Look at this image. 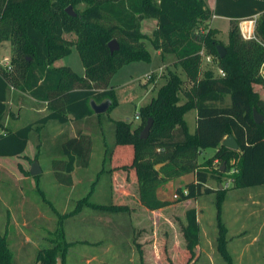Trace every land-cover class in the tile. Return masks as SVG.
<instances>
[{"label":"trees","instance_id":"16d2710c","mask_svg":"<svg viewBox=\"0 0 264 264\" xmlns=\"http://www.w3.org/2000/svg\"><path fill=\"white\" fill-rule=\"evenodd\" d=\"M79 4L84 8L78 13L74 8ZM67 7L73 9L74 16L65 12ZM214 17L229 20L225 45L217 38V30L210 28ZM146 20L156 21L149 35L141 27ZM247 20L255 21L250 40H244L239 29L240 22ZM112 40L118 50L110 53L108 43ZM4 42L10 44L11 53L9 64L0 65V157L21 156L30 135L40 133L50 121L65 125L69 120L93 116L91 101L109 100L108 115L117 105L110 86L112 77L128 64L149 63L147 44L159 52L162 61L172 57L173 66L182 70L185 79L168 69L166 82L156 96L137 110L138 126L131 129L127 122H112L113 146L105 145L101 172L110 164L114 147L131 146L130 165L118 169L134 171L138 199L149 211L168 205L156 196L161 185L194 174V181L185 185L187 194L183 196L180 189L177 192L183 200L216 194V241L219 253L231 264L226 250L227 228L221 220L224 196L229 189L264 186V99L254 89L256 85L264 89V0H214L212 9L205 0H0V48ZM219 45L225 50L223 58L217 54ZM73 47L83 76L67 66L54 67ZM201 52L211 58L210 68L204 71ZM10 90L45 103L48 114L18 130L7 128L4 119ZM190 110H196L193 134L184 118ZM253 110L263 117L262 123L253 121ZM150 119L148 137L140 139L139 133ZM227 136L233 137L237 150L222 145ZM59 149L61 158L52 160L50 169L57 183L70 187L74 168L89 166L92 139L79 132L61 142ZM206 149L215 152L199 164V154ZM216 160L225 163L227 170L235 169L227 177L232 187H222L227 170L211 169ZM39 176L33 177L35 190L47 205L37 184ZM211 180L216 183L215 191L206 187ZM83 206L108 212L124 210L94 204L89 196L79 200L71 213L60 214L51 207L56 229L49 235L48 246H40L36 264H56L58 258L65 263L73 243L65 239L64 221ZM184 233L188 264L199 241L194 210L187 212ZM0 264H12L6 234H0Z\"/></svg>","mask_w":264,"mask_h":264},{"label":"rangeland","instance_id":"374dc122","mask_svg":"<svg viewBox=\"0 0 264 264\" xmlns=\"http://www.w3.org/2000/svg\"><path fill=\"white\" fill-rule=\"evenodd\" d=\"M208 7L213 6V0H205ZM84 8V4H79L75 6L76 12H81V10ZM72 9V8H71ZM72 12L75 13L72 9ZM219 28L217 30V38L225 45L228 41V32H229V22L226 19L223 18H216L212 19L210 22V28L215 29ZM70 38H74L72 35ZM147 48L151 54V60L149 63L144 62H135L126 65L125 67H122L116 76V82L123 83L127 81L130 76L134 78L133 84L129 87H123L122 89H119L118 91H114L115 98L117 105L115 109L109 113V115H104L102 118L97 119L94 117L93 123L91 124L92 120H89L87 122V125L91 124L94 127H88L86 128L87 131L91 134L92 139V152L90 157V164L88 168H79V175H76L73 177V182L77 186H75V189L72 190L71 193H69V188L64 185H60L56 182V180L53 177V174L51 172V160L53 158L57 157L56 152H59V142H61L65 138L66 133V127H55V122H50L42 131V133H32L30 135L29 141L27 143V146L23 152V154L19 157H0V166H2L7 172L14 173L15 175L18 174L19 165L22 166V168L29 171L30 169V161L34 159L37 153H39L37 163L39 165V168L41 170L39 179L37 181L39 189L43 191V195L45 199L49 202L47 205L42 202V198L38 195L36 192V182L33 178H30V181H22V182H15L10 176H5L7 173H5L4 170H1L2 180H0V234H8L9 230V219H10V208L14 202V207L19 204L17 203L19 198H21V194L18 193V189H21L23 193H25L27 201V212L29 216L31 215V211L28 209L31 207L30 202L36 206L37 209L41 210L46 216H51L54 218V216L51 213V207L54 208L58 213H62V210L64 206L67 208L68 211H72L74 209L75 204L83 199L84 197L89 196V201L95 202L97 204H107V199L103 197V193H100L102 191V184L106 183L107 174L103 173L99 176V171L102 169V160H103V154L105 145L108 147L113 146L114 141V129L112 127L111 121L108 120L107 117H111L114 119H117L119 121H124L130 124L131 128L137 126L138 121L135 119V116L137 114V110L144 106L145 104L149 103L152 98L156 96L158 88L162 86L166 82V74L167 70L170 69L172 71H175L180 78L185 79V75L182 72V70L179 67L174 66H168L166 68L163 67L162 72L160 73L158 68H162L163 62L168 63L170 59L174 62L172 57H166L165 60L162 62L161 58L157 55L156 51L150 47V45L147 44ZM10 53H11V47L8 42H4L1 45L0 48V65L3 67H6L9 64L10 59ZM63 62V61H62ZM63 64L70 65L74 70H81L82 71V64L79 59V56L77 54V51L75 47L71 49V53L68 55V57L64 60ZM58 65H61L58 63ZM210 68V66L207 65L206 62H202L201 64V71H204L206 69ZM154 71V76L152 74H148L147 72ZM215 71V70H214ZM147 74V75H146ZM151 75V79L147 82H149L146 86L142 85L143 80H145L146 76ZM157 77V78H156ZM156 80L154 82L153 79ZM255 91L260 94L262 98H264V90L256 85L254 87ZM29 100L24 97L23 95L10 90L9 96H8V114L5 117V125L6 127H16L18 125H24L30 122L35 121L36 119H39L41 115H27V107ZM182 102V99L180 100ZM11 103L20 105V108L16 112V116L14 112H12V106ZM31 113V112H30ZM192 115L193 111H190L186 115L187 123L190 125L192 122ZM15 121L18 122V125L15 124ZM14 123V124H13ZM71 129V128H69ZM67 132H70L67 130ZM102 132H104V137H102ZM57 133H59V138L57 137ZM69 134V133H68ZM69 136V135H68ZM104 138V139H103ZM104 141V142H103ZM37 145H39V149H37ZM59 146V147H58ZM213 150L207 149L205 150V153L201 155L198 159L199 162H202L204 159H207L208 157L212 156ZM125 156H123L121 164H127L129 162L128 156L124 153ZM55 160V159H54ZM236 161V160H235ZM235 161H231L230 164H235ZM34 161H32L33 163ZM110 165L106 164L105 169L109 170ZM223 169V172H225L226 166L225 163H222L220 160H216L213 162V165L211 169ZM235 173V169L231 168L228 169L225 173V176L222 180V187L229 188L232 187L231 179L227 178L229 175H232ZM100 177V180L96 186V191L98 194L94 193L92 197L89 195L90 189H92L91 184L93 181L97 180V177ZM11 178V179H10ZM185 182H189V176H185L182 180L175 181L174 184L170 187L169 191L172 193L171 200L173 201L171 204L168 203V205H175L174 212L170 214V218L173 219L174 227L172 228L167 221L163 222L162 219L161 223L158 225L157 228L155 226H150L145 223V237L153 235V238H149L148 243H141L137 244L136 241L133 239V243H131V239H129L130 242V249L127 251L124 250L123 253L127 254L129 257H131L132 264H139L138 261V255L140 256V252L144 253L145 258L146 256H150L149 252H146V249L150 251V247L153 248L157 245V253L161 255V264H167L169 262L168 260H165L164 258L166 255H173L175 254L179 256V258L175 257V260H179L183 255H185L184 262L182 264H185L188 262L189 259V251L187 246V241L185 239V227H186V221L185 219V212L188 210L184 208V201L182 196L177 192L178 188L182 191V195L184 196V184ZM165 185V184H163ZM161 185L160 187H163ZM221 186V185H220ZM159 187V188H160ZM206 187L210 188L211 190L216 189V183L214 181H209ZM184 190V191H183ZM230 190V189H229ZM258 190L257 187L253 188H247V190H230V193L228 197L226 198L223 207H221V220L226 224L227 226V235L229 238V243H226V250L227 254L230 256V263L231 264H264V238H260V243H252L250 245H242V247L247 252L243 257H238L240 255L239 246L237 243H235V238L233 237L235 232L237 231V228H235V221L233 219L232 213V196L235 195H244L246 193H255ZM187 194V192H186ZM173 195H177L178 199L174 200ZM196 199V198H193ZM190 200V199H189ZM199 203L202 204V209L204 210V214L202 217L201 222V228L200 230L204 232L206 235H210L213 230L216 229L215 227V207H214V196L213 195H203L202 199L199 200ZM16 204V205H15ZM30 206V207H29ZM13 209V206L12 208ZM10 211V212H9ZM167 215H164L166 217ZM163 217V218H164ZM161 219V217H160ZM152 225V224H151ZM27 228V229H26ZM24 230L27 232L31 238L34 240V242L41 248H45L48 246V239H52V236H49L50 234L43 235L39 230L31 229L29 226H27ZM242 229L245 230H252L254 232H258L262 235H264V229L259 228L254 224H251L250 226H247L246 228L242 227ZM47 232V231H46ZM8 236V235H7ZM156 237V240H154ZM199 237V233H198ZM201 243H200V251L196 250L197 248H194V254L192 260L188 264H229L227 260L223 258V256L219 253L217 241H213L211 237L207 241L208 243L203 242L205 240V236L201 234ZM67 242L70 239V235L66 238ZM154 240V241H153ZM246 240H250L246 238ZM141 241V240H139ZM206 241V242H207ZM152 242L155 243V245H152ZM140 245V246H139ZM149 245V246H148ZM8 249L9 244H7ZM96 249H92L90 247L86 248L85 253L87 256H91V254L97 255L99 253L100 248L99 246L94 245ZM120 247V248H119ZM139 247H142L143 250H138ZM103 248V247H102ZM121 246L116 247L117 252H121ZM250 250V251H249ZM249 251V252H248ZM11 252V250H10ZM77 252V253H76ZM82 249H76L72 247L68 251V260H65V263L70 264H87L85 260H80L78 258H81L82 255H79L78 253H81ZM70 253V254H69ZM12 254V264H13V253ZM78 254V255H77ZM103 257V255H101ZM174 256V255H173ZM59 259V258H58ZM105 260V261H104ZM181 260V259H180ZM31 261V262H30ZM35 264V259L32 260H17V264ZM105 262L106 264H127V262L122 263V261L118 259H100L99 263L95 262L94 264H101ZM147 262V260H146ZM150 262H147L149 264ZM130 264V262H129ZM171 264V263H170ZM180 264V262L178 263Z\"/></svg>","mask_w":264,"mask_h":264},{"label":"crops","instance_id":"0c3cea01","mask_svg":"<svg viewBox=\"0 0 264 264\" xmlns=\"http://www.w3.org/2000/svg\"><path fill=\"white\" fill-rule=\"evenodd\" d=\"M213 5H214V0H213ZM210 9L213 8L209 7ZM216 19V17L213 18V20ZM254 19V18H253ZM228 20V19H226ZM229 22V20H228ZM142 31L149 35L153 29L156 27V21L155 20H146L141 23ZM230 27V24H229ZM215 29H219L214 27ZM229 30V29H228ZM219 31V30H218ZM157 55L160 57V54L158 51H156ZM68 57V56H67ZM60 59L54 63V67H61V66H67L70 67L77 75L83 76L84 75V69L82 68V71L80 70H74L70 65L68 64H63L64 60L67 58ZM161 58V57H160ZM162 60V59H161ZM63 61V62H62ZM61 65H58V63ZM163 62V61H162ZM208 64V63H207ZM168 66H173V61L170 59L168 63L163 62L162 68H158L160 73L162 72L163 67L166 68ZM125 67V66H124ZM118 73V72H117ZM117 73L112 77L110 86L114 88V91H118L119 89H122L123 87H129L130 85L133 84L134 78L130 76V78L123 82L122 84L119 82H116V76ZM148 74H152L154 76V71L147 72ZM147 75V74H146ZM145 75V76H146ZM157 78V77H156ZM155 79H153L152 82H154ZM149 82L146 80H143L142 85H147ZM161 87V86H160ZM159 89V88H158ZM263 89V88H262ZM264 90V89H263ZM24 96V95H23ZM26 97V96H24ZM29 102L28 105H26L27 115H41V117L45 116L48 114V110L46 108L45 103L37 102L29 97H26ZM182 102H184V99L181 97ZM264 99V98H263ZM106 101V100H105ZM103 101V102H105ZM101 102V103H103ZM101 103H97L96 105H99ZM111 103V102H110ZM148 104V103H147ZM111 105V104H110ZM146 105V104H145ZM12 106V112H14L16 116V112H18L20 105L11 103ZM91 108V107H90ZM115 109V107L110 111L112 112ZM15 110V111H13ZM92 110V109H91ZM193 111L192 115V122L190 125L187 123L186 120V115L190 112ZM187 112L184 116L186 124H187V130L190 134H193L196 128V110H190ZM93 112V111H92ZM109 112V113H110ZM94 114V113H93ZM105 114L101 115H96L94 114L91 117H86L80 121L74 122L69 120V122L65 125H60L55 121H50V122H55L56 125L55 127H66V135L65 138L61 141L63 142L66 139H72L77 136L79 132L82 134L89 135L91 137V134L87 131L86 128L88 127H94L91 125L94 121V117L97 119L102 118ZM109 115V114H108ZM107 115V116H108ZM40 117V118H41ZM109 121H111V124L113 121H119L117 119L111 118L110 116L107 117ZM69 119H72L69 116ZM89 120L91 121V124L87 125V122ZM137 120V119H136ZM34 121V120H33ZM138 124H139V120ZM18 122L20 121H15V124L18 125ZM48 122L43 128L41 129V132L44 130V128L50 123ZM14 124V123H13ZM137 124V126H138ZM22 125H18L16 127H7L13 131L18 130L21 128ZM113 127V124H112ZM136 127V126H135ZM135 127L131 128L134 129ZM71 128V129H69ZM69 130L70 132H67ZM39 133V134H40ZM69 133V134H68ZM69 135V136H68ZM57 137L59 138V133H57ZM102 137H104V132H102ZM104 139V138H103ZM59 142V145L61 144ZM104 142V141H103ZM59 147V146H58ZM105 150V149H104ZM207 150V149H206ZM92 152V150H91ZM213 150V154H214ZM124 153L128 156L129 162L127 164H121L120 161H122V158ZM205 153L204 151H201L199 154V157ZM57 157L53 158L54 159H59L61 158L60 156V149L59 152H56ZM212 154V155H213ZM91 157V156H90ZM104 157V154H103ZM198 157V159H199ZM212 157V156H210ZM208 157L207 159H209ZM35 158V157H34ZM133 158V149L131 146H116L113 149V154L111 157V162H110V170L111 172H108L104 168L103 172L101 170L99 171V176L103 173H108L106 183L102 184L103 188L100 193H103V197L107 199V204H97L95 202H92L97 205H113V206H121L124 208L123 211L120 212H108V211H102V210H97L90 208L89 206H83L80 208V210L77 213L71 214L70 217H68L64 221V234H65V239L67 236L70 235V239L68 240L69 243H73L70 249L72 247L76 249H82L81 253H78L79 255H82L81 258H78L80 260H85L87 264H94L95 262L100 261V259H118L122 261V263L127 262V264H132L131 257H129L125 252L123 253L124 250L127 251L129 250L131 245L129 242V239H131V243H133V239L137 240V244L141 243H148L149 238H153V235L145 237V223L150 226H155V228L158 227V225L161 223L162 219L164 220L163 222L167 221V223L173 228V219L170 218V214L174 212V207L175 205H167L164 208H161L159 210L155 211H149L146 208H144L138 199V184H137V179L135 176V173L133 170L129 171H122L118 169L119 167L123 165H130L131 161ZM207 159H204L202 162H199V164L205 162ZM30 161V166L32 164V161H36L34 159L29 160ZM52 161V160H51ZM103 161V160H102ZM90 164V161H89ZM18 174L15 175L14 173L7 172L2 166H0L1 170H4L5 176H10L15 182H24L25 180L28 182L30 181V178H33L30 176L29 171L26 169L22 168L21 165L18 166ZM88 168V167H87ZM0 170V180H2V176ZM30 170V169H29ZM28 173L29 175L27 176L25 173ZM72 185L69 188V193L72 192L73 189H75L76 184L73 182V177L76 175H79V167H75L73 172H72ZM96 178L97 180L93 181L91 184L90 197L94 195V193H97L96 186L100 180V177ZM189 176V182H185L184 186L192 181H194V174H189L185 175ZM185 176L179 177L177 179L171 180L163 187L158 188L156 192V196L160 201L167 202L171 204L173 201L171 200V195L172 193L169 191L170 187L174 184L175 181L182 180ZM10 178V179H11ZM34 179V178H33ZM99 179V180H98ZM40 188V187H39ZM258 190L255 193H246L244 195H233L231 198L232 201V216L235 221V228H237V231L234 234L235 238V243H237L239 246V251L240 255L238 257H243L247 252L245 249L242 247V245H250L252 243H260L261 240L260 238H264V235L254 232L252 230H245L242 229L243 225L246 228L247 226H250L251 224L256 225L259 228L264 229V186L257 187ZM179 189V188H178ZM220 189V186H219ZM18 193L21 194V198L18 200L19 206L14 207V202L10 208V219L8 222L9 225V230H8V236H7V244H9V248L11 252L13 253V264H17V260H32L35 259V264H36V256L39 251V246L34 242V240L31 238V236L25 232V228L29 226L31 229H35L36 231L39 230L43 235L50 234L55 231L56 229V219L51 217V216H46L41 210L37 209L36 206H34L31 202V207L28 209L31 211V215L29 216L27 212V201L28 199L26 198L25 193L21 191V189H18ZM41 190V189H40ZM185 190V189H184ZM183 190V191H184ZM233 192L235 190H247V188H242V189H231ZM42 191V190H41ZM43 192V191H42ZM230 193V190H228L224 196L223 204L228 197ZM208 195H213L214 196V207H215V193L208 194ZM202 196H198L196 199H190L184 201V208L185 210L188 209L185 212V221L187 217V212L190 210H194L195 212V219L199 227V241L198 245L196 246V250L200 251V243H201V234L205 236V240L203 242L208 243L207 241L209 237L213 239V241L216 240L217 238V226H216V215H215V227L216 229L211 232L210 235L204 234L200 230L201 228V222H202V217L204 214V210L202 209V204L199 203V200L202 199ZM27 200V201H26ZM222 204V207H223ZM76 207V204L74 206V209ZM74 209L72 211H74ZM72 211H68L67 208L64 206L62 213H71ZM216 211V207H215ZM164 215H167L164 217ZM161 217V219H160ZM164 217V218H163ZM152 224V225H151ZM225 227L227 228L226 224L223 222ZM24 228V230H23ZM27 229V228H26ZM228 229V228H227ZM47 231V232H46ZM38 232V231H37ZM228 232V230H227ZM250 238V240H246ZM228 243H229V238L227 235ZM67 240V239H66ZM141 240V241H139ZM156 240V237L155 239ZM153 240V241H154ZM207 241V242H206ZM264 243V240H263ZM94 245L99 246L100 248L99 253L97 255L91 254V256H87L85 253L86 248L90 247L92 249H96ZM152 245H155V243L152 242ZM121 246V252L116 250V247ZM140 246V245H139ZM149 246V245H148ZM103 247V248H102ZM120 248V247H119ZM150 251L146 249V252L150 253V256H146L144 253L140 252V256L138 255V261L139 264H147V262H150L149 264H161V255L157 253V245L156 247L153 246L150 247ZM69 249V250H70ZM138 250H143L142 247H139ZM250 251V250H249ZM248 251V252H249ZM77 253V252H76ZM70 254V253H69ZM77 254V255H78ZM103 255V257L101 256ZM174 255V256H173ZM171 255H166L164 258L165 260L169 259V262L167 264H182L184 262V259L186 258L185 255H183L179 260H175V257L179 256L175 254ZM69 256L67 253L66 260H68ZM179 258V257H177ZM147 260V262H146ZM105 261V260H104ZM31 262V261H30ZM21 262L20 264H22ZM64 264H70V263H64ZM101 264H106L105 262Z\"/></svg>","mask_w":264,"mask_h":264},{"label":"water","instance_id":"95a60500","mask_svg":"<svg viewBox=\"0 0 264 264\" xmlns=\"http://www.w3.org/2000/svg\"><path fill=\"white\" fill-rule=\"evenodd\" d=\"M65 12L70 15V16H74V13L72 12V9L71 7H67L65 9ZM108 48L110 50V53H113L114 51H117L118 50V45L116 43V41L112 40L108 43ZM224 53H225V50L222 46H217V54L219 56V58H223L224 56ZM110 101L109 100H106L105 102L99 104V105H96L93 101L90 102V107L93 111L94 114L96 115H101V114H105L109 107H110ZM253 121L256 123V124H260L262 123L263 121V117L261 115H259L255 110H253ZM151 125H152V120H148L146 125L144 126V128L142 129V131L139 133V138L140 139H146L148 137V134H149V130L151 128ZM222 145L230 150H237L238 146L235 142V140L233 139L232 136H227L223 142H222ZM160 165H157L155 168L158 169ZM41 173V170L39 168V165L37 163V161H34L32 164H31V167H30V170H29V174L31 177H35V176H38L40 175ZM222 187L220 186V189ZM56 264H61V260L60 259H57L56 260Z\"/></svg>","mask_w":264,"mask_h":264},{"label":"built area","instance_id":"2783aa9c","mask_svg":"<svg viewBox=\"0 0 264 264\" xmlns=\"http://www.w3.org/2000/svg\"><path fill=\"white\" fill-rule=\"evenodd\" d=\"M254 20H247V21H242L239 24V29H240V33L241 36L244 40H250L254 38ZM200 55L203 57L204 62L206 63H211V58L210 56H204L203 53L201 52ZM221 76H224V74L219 71L218 72ZM151 79V75L146 76L145 80L149 81ZM135 119L139 120V116L138 114H136ZM185 195H186V191H184ZM173 199L177 200L178 196L177 195H173Z\"/></svg>","mask_w":264,"mask_h":264}]
</instances>
